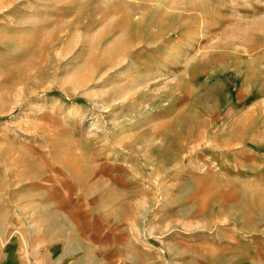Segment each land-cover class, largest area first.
<instances>
[{
	"label": "rangeland",
	"instance_id": "374dc122",
	"mask_svg": "<svg viewBox=\"0 0 264 264\" xmlns=\"http://www.w3.org/2000/svg\"><path fill=\"white\" fill-rule=\"evenodd\" d=\"M0 264H264V0H0Z\"/></svg>",
	"mask_w": 264,
	"mask_h": 264
}]
</instances>
